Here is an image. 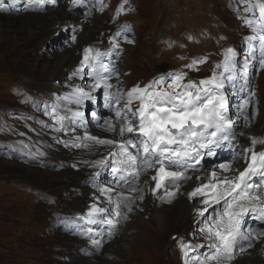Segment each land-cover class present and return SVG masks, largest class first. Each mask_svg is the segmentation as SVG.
Returning <instances> with one entry per match:
<instances>
[{"label": "snow or ice", "instance_id": "6c2138e0", "mask_svg": "<svg viewBox=\"0 0 264 264\" xmlns=\"http://www.w3.org/2000/svg\"><path fill=\"white\" fill-rule=\"evenodd\" d=\"M50 2L54 5L57 0ZM84 2L76 0L81 5ZM28 3L44 4L45 0ZM242 3L246 6L238 10V17L251 31L244 38L246 53L241 58L233 48H226L207 77L191 79L187 71H180L170 75L171 82L161 76L125 93L122 84L111 82L113 78L119 81L122 74L102 59L122 51L120 40L128 31L125 26L109 38L107 52L83 49L79 66L69 79L89 77L91 84L73 85L69 93L57 98L59 104L50 110L46 107V114L55 119L56 131L67 134L85 129L82 135L58 143L77 149H106V155L89 165L113 173L109 181H92L98 192L96 200L104 206L94 203L83 219L88 225L106 228L109 239L137 202L150 194L162 204H171L178 195L191 203L196 225L192 236L200 242L179 238L184 264H234L264 242V137L246 136L242 130L251 126L252 109L258 103L250 72L264 70V0ZM97 6L103 11L102 0H96L93 7ZM3 7L4 0H0V9ZM69 28L75 41L77 28L71 25L64 30ZM206 62L207 57L197 56L184 67L198 72ZM97 91H102L112 115L102 121L95 112L91 116L111 137L86 130L84 102L95 100ZM230 93L244 94L235 112L230 111ZM239 137H246L248 144L239 145ZM229 143L236 150L227 160L205 166L206 157H215L216 149ZM92 244L99 250L102 240L92 239Z\"/></svg>", "mask_w": 264, "mask_h": 264}, {"label": "rangeland", "instance_id": "374dc122", "mask_svg": "<svg viewBox=\"0 0 264 264\" xmlns=\"http://www.w3.org/2000/svg\"><path fill=\"white\" fill-rule=\"evenodd\" d=\"M30 17L31 18H28V19L26 18L22 22H12L8 19L7 21L5 20L7 23L4 22V24L2 23L3 25H0L1 27L0 28V40L6 45L8 44L7 45L8 50L5 53L6 57H3V58L0 57V67L5 66L4 63H9L11 65H14L13 63H15V65H18V66L25 63V59L28 58V55H27V52L23 49L22 45L31 38L29 37L28 31L26 33V30L28 29V23L30 20L34 21V19H37L39 16H30ZM145 17L148 18V21L144 22L147 26H149L151 23L154 22L152 12H150V10H145ZM34 28H35V31L38 32L37 30L38 26L36 25ZM21 29L24 32L18 33V31ZM14 31H16V33H10ZM152 42L147 44V48L151 47ZM144 50L146 52L150 51L149 49H144ZM17 58H20V60H18ZM35 65H40V64L34 63L31 60L27 61L24 64V66L29 67V68ZM38 70H40L39 67H38ZM137 73L140 74L141 71L139 70L137 71ZM9 77L10 76H5L4 79H0V86L5 85L6 82L8 81L7 78ZM6 97L7 95L3 92L2 88H0V103L4 102ZM12 169L14 170V174H16V176L15 175L12 176L13 174L11 172ZM33 173H34L33 171H24V169L20 171L16 169L15 167H13L12 165L0 163V181L3 180L6 176V179L7 181L8 180L10 181V184H18V185L23 186L25 185L28 179L38 180L41 178V177L33 176ZM34 208L36 207L29 205V200L23 198L22 194H20L15 189V187H13L12 185H3V187L0 189V256L1 254H6V252L3 249L6 248L5 246L10 244V233L12 234V231H15L16 233H27L30 231L31 227H33L34 221L36 220L35 216L37 214ZM174 210L175 208L173 209L172 212H174ZM161 211L165 216H168V217L171 216L170 214L167 213L168 212L167 208H163ZM167 220L170 226V223L172 222V220H169V218ZM176 221L178 223H181L177 218H176ZM157 224L159 227H161L158 221H157ZM133 226L135 229H137V233L143 234V236L147 238L149 237L151 239H156L164 235V232H162L160 229L157 228L155 218L152 217L147 212L142 213L137 218V220H135ZM166 226L167 225H165V227ZM18 230H22V232H18ZM127 240H128L127 238H123V239L120 238L117 241L114 249L122 250V246L123 244L127 242ZM27 257H29V255L23 256V259L18 261L17 264H20L21 261L25 260ZM40 258L41 257H37L36 260H39ZM155 260L156 259H155L154 254L151 251L147 250L145 251V256L138 255L136 258H130L128 256L126 259V262L122 264H143L145 262L150 264L154 262ZM122 261L124 262V260ZM107 264H110V263H107ZM111 264H117V263H111Z\"/></svg>", "mask_w": 264, "mask_h": 264}, {"label": "bare ground", "instance_id": "6f19581e", "mask_svg": "<svg viewBox=\"0 0 264 264\" xmlns=\"http://www.w3.org/2000/svg\"><path fill=\"white\" fill-rule=\"evenodd\" d=\"M64 18H65L64 15L54 13V14H52L50 16H47L46 18L41 17L40 20H34V21H37V22H34V21L30 20L29 23H28V34H29V37H31L30 38L31 41H33L36 38H38V41L42 42L43 41L42 35L46 34L47 31H49L52 28H54L56 26V24L57 25L59 23H63L64 24L65 22H67V21L64 22ZM38 23L41 24V26H43V27H41ZM0 25H2V18H0ZM36 25L38 26V29H37L38 32L35 31V28H34ZM38 34H40L41 36L40 35L38 36ZM45 37L49 38L50 35L47 34V35H45ZM82 38L90 39V34L88 33V31H87V33L83 34ZM87 42H88V40H85V43H87ZM77 63H78V60L75 57L73 51L72 50H65L62 54L59 55V57L56 58V60L53 63H47V64H45L42 67L40 66L39 69H40V71L41 70H45L48 73V75L51 78H53V77H56L58 73L62 72V70L64 71L65 69L75 67ZM13 64H15V63H13ZM236 98H238V97H235V99H233L229 103V107H230V111L231 112H232L234 107L238 106V104H240L242 102V97L239 99V103H237ZM233 101H234V103H233ZM50 144H52V142H50ZM10 148L13 149L14 146L11 145ZM223 153H226V152L221 151L220 154H223ZM9 156L10 155H8V158H9ZM13 157H14V155H12V158ZM32 164L34 165L35 162L33 161ZM21 170L22 169H20V171ZM25 170L26 171H30L28 169H25ZM11 172L13 173L12 176H14V175L16 176V174H14V170L13 169H12ZM39 175L40 176H44V177L40 178V180H43V181H47L49 179L48 177H51V179L61 178V176L58 175V173L54 172L52 167L50 165H48V164H44V166L41 167V169L39 171ZM56 175H58V176H56ZM74 177L72 178L73 180L78 179V177H75V178ZM1 181L2 182L0 184V189L7 182L6 176ZM150 202L153 205V208H152L153 211H151V215L158 221V223H159V225L161 227H165V225H167V219L168 218L167 219L165 218V216L162 213L160 207L158 206L159 205V201H156L154 197H152L149 194H147L145 199L143 201H140V204H142V205H147L148 204L149 205ZM101 206H103V204ZM189 210H192L191 203L188 200H181V202L177 203V210H176L177 211V216H176V218L182 223L184 221V216L187 214V212ZM35 219H36V216H35ZM122 225H123V222H121L120 225L118 226V229L115 231L114 236L116 234H118V232L120 231ZM91 226H93L94 229H96V230L95 231L93 230L92 232H90L89 244L86 242L84 245L78 247V249L68 250L66 252L64 250L66 248L65 247V243L63 242V243H61V245L59 246L57 252L55 253L56 257H54L51 260H48L47 264H85L86 262H88L89 259H91L90 261H94V257L97 255V253L102 255L101 256L102 261L100 262V264H103V262H107L108 259L103 255V253H104L103 247H100V249L97 250L94 247V245L92 244V239H95L96 236H97V239H101V240H103L104 238L108 239V237L106 235L107 229L106 228H98L97 226H94V225H91ZM56 227L57 226H54L53 229L56 228ZM73 227L74 226L65 227L62 231H59V232H56V233H51L50 236H49V239H51L52 241L56 242L55 240H53L56 237H58L60 235H63L64 233H67V232H76V231H73ZM100 235H101V238H100ZM17 236L20 239L24 238L23 235H21V234L17 235V233L15 231H12V234L10 233V240L13 239L16 242H18ZM111 243L112 242L108 243L107 246H110ZM84 246H86V248L91 246L90 250H87L85 252V254H84V250H83ZM76 250H77L76 254H78V256L71 255ZM91 250H93V251H91ZM89 253H91V254L89 255ZM256 264H258V262H256Z\"/></svg>", "mask_w": 264, "mask_h": 264}]
</instances>
